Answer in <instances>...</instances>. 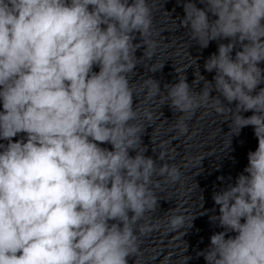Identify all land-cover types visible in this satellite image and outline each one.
Listing matches in <instances>:
<instances>
[{
    "label": "clouds",
    "instance_id": "obj_1",
    "mask_svg": "<svg viewBox=\"0 0 264 264\" xmlns=\"http://www.w3.org/2000/svg\"><path fill=\"white\" fill-rule=\"evenodd\" d=\"M200 3H183L181 27L200 49L228 43L205 60L215 75L200 73L199 91L185 74L164 85L180 114L174 128L187 134L186 121L211 107L228 115L232 135L252 126L258 147L235 182L213 193L219 214L210 220L223 230L197 255L206 264H264V0ZM152 15L148 0H0V264H128L138 252L134 226L160 201L154 177L182 175L144 154L136 123L130 77L139 48L155 55ZM144 83L159 96V81ZM186 220L176 214L168 226L184 229Z\"/></svg>",
    "mask_w": 264,
    "mask_h": 264
}]
</instances>
